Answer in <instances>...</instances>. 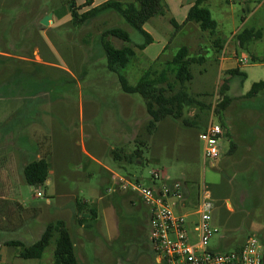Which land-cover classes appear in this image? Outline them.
Returning <instances> with one entry per match:
<instances>
[{"label": "rangeland", "instance_id": "1", "mask_svg": "<svg viewBox=\"0 0 264 264\" xmlns=\"http://www.w3.org/2000/svg\"><path fill=\"white\" fill-rule=\"evenodd\" d=\"M76 5L80 7L81 1ZM255 6L253 2L244 4L240 0H211L209 10L218 23L219 37L231 39L234 31L253 26V20L241 24L242 18L248 17ZM85 10L81 8L80 12ZM48 14H53L55 22L58 18L64 22L54 27L43 26L41 19ZM169 14L172 15L170 10ZM70 18L67 0H0V49L10 46L37 48L45 58L50 45L56 50L55 64L60 66L49 68L32 64L27 73L18 72L10 82L0 86V96L49 99L48 105L36 104L33 113L48 112L49 119L39 122L49 125V136L55 142L52 157L56 174H50L49 184L32 187L20 183L17 186L19 202L27 210L37 212L35 234L49 222L61 220L77 244L76 253L81 264H156L148 235V206L134 192L109 191L113 182L109 181L105 168L144 184L149 183L150 171H164L168 178L184 182L194 200L201 182L208 184L215 194L212 195L213 225L217 229L209 241L210 248H217L220 236L230 233L233 240L226 248L231 250L250 234L252 223L264 224V173L257 172L252 162H264V153L259 155L250 139L255 131L254 124H262L264 120V90L254 97H245L252 83L264 79V64L252 65L250 60L242 69L246 74L243 80L241 76L229 78L226 71L218 70V59L207 33L189 24L174 34L161 60L170 58L180 45L188 46L191 55L206 57L202 64L191 66L193 78L186 84L195 102L184 108L179 119L165 118L148 131L146 125L150 117L145 108L146 100L138 94L122 92L118 76L107 69L98 43L99 35L111 27L127 30L133 42H142V36L114 12H106L76 27ZM254 19L259 23L255 26L262 28L263 37L239 50L247 57L252 50L264 54V10ZM109 40L116 48L126 45L111 36ZM146 62L138 69L136 58L119 73L133 85L146 66L153 63L150 59ZM20 66L18 60H12L16 70H20ZM62 66L71 75L63 72ZM227 78L230 83L226 94L232 99L222 117L230 136L222 137L220 158L223 161L219 169H213L203 163V143L198 136L210 121L212 105L215 108L211 120L219 123L220 115L216 114L221 100L219 90ZM200 103L210 105V109L201 108ZM124 125H129V130L122 136ZM136 148L143 151L142 164L139 161L129 163L127 159ZM114 152L121 156L120 160L114 159ZM0 188L4 189L5 185ZM37 192L41 196L38 197ZM76 198L87 201L97 210V219L91 224L86 218V228L77 223ZM228 208L232 212L226 226L221 227L219 214L221 209ZM193 209L194 206L188 205V211ZM2 236L14 235L5 233ZM3 242L0 237V255H18L16 247H8ZM53 248L51 244L50 253L46 251L44 257L49 253V258ZM262 251L264 254V242ZM21 261L23 264L36 263L34 260Z\"/></svg>", "mask_w": 264, "mask_h": 264}, {"label": "crops", "instance_id": "2", "mask_svg": "<svg viewBox=\"0 0 264 264\" xmlns=\"http://www.w3.org/2000/svg\"><path fill=\"white\" fill-rule=\"evenodd\" d=\"M83 4L85 0H76V3L79 2ZM108 0H91V4L86 9L98 6ZM124 2V0H118ZM167 4L169 10L172 13V17L175 22L179 25L184 23L187 12L189 8L193 5L195 0H164ZM244 4L253 2L256 6L252 11L248 12V17L242 18V24L245 25L249 21L253 20V26L248 28L262 29L255 26L257 23L254 19L256 14L264 10V0H240ZM211 0H205L206 6L209 8ZM64 19L58 18L56 22L54 21V16L52 14V22L47 27H54L57 24H60ZM71 20V18H70ZM257 23L256 25H258ZM189 24H186L182 29H184ZM218 28V23H217ZM143 29L147 32L151 37L152 41L147 44L142 50L137 48H133L135 51V59L137 58V68L140 66L146 65V60H151L152 62L161 55V53L166 49L167 46L171 44V35L173 33V26L170 24L169 20L162 15H157L152 18L149 22L143 25ZM242 30V28L240 29ZM238 30V32L240 31ZM236 31L233 32V36L231 39H223V48L220 54L217 56L218 59V70L227 71L231 69H238L240 72H243L242 69L245 65L250 61V57L243 52L239 51L241 48L238 47L237 41L235 39ZM219 37V35H218ZM263 37V36H262ZM222 39V38H221ZM235 39V41H233ZM170 41V43H169ZM254 42L250 43L248 46H251ZM155 47L154 50H150V48ZM48 52L45 55V58L40 56L39 49L34 48L29 50L27 48H19L15 47H7L0 49V86L1 84H7L11 81V79L17 76V73H27V70L32 68V64H38L49 68H55L57 66L55 64V56L56 50L50 45L47 48ZM141 51L143 54L138 53ZM254 55L260 59L264 60V54L262 52H258L257 50H252L250 56ZM34 56V58H31ZM12 60H18L21 64L20 70H16L12 67ZM134 60V59H133ZM243 61H246L244 63ZM264 64V62H256L252 65L256 64ZM150 65V64H149ZM148 65L146 66V68ZM145 68V69H146ZM62 71L65 73L71 72L66 70L64 66L61 67ZM144 69V70H145ZM143 70V71H144ZM244 73V72H243ZM49 104V99L44 97L37 96H21V97H10V96H0V104L5 106L2 108L0 106V186L5 185V188L1 190L0 188V237L1 240H4V245L11 247L6 244L9 241H21L25 245L32 244L35 242L43 232L39 230L35 234L34 229V220L35 215L32 211L27 210V208L21 204L18 200L17 186L20 183H25L23 177V168L30 162L45 159L48 163V177L45 183H51L49 178L50 174H56V165L54 163V158L52 157V151L54 146V139L50 137V127L47 123H40L39 121L48 120V112L45 114L42 113H33L36 104ZM39 109V107H38ZM44 109V108H42ZM260 117V116H259ZM259 121V118L258 120ZM255 125V131L251 139V144L254 146L256 152L264 153V120L262 124ZM227 126V125H226ZM228 127V126H227ZM122 136L124 134H128L129 125H124L122 127ZM229 129L226 130L224 136L229 135ZM235 140V139H234ZM233 142V141H232ZM234 143V142H233ZM235 145V143H234ZM251 145V146H252ZM249 151V149H248ZM85 153H87L84 150ZM222 155L223 152H221ZM244 159V158H243ZM246 160V158L244 159ZM253 160V159H252ZM222 158L219 157V161L216 162V166L213 169H219L220 162H222ZM254 169L258 172L263 171L264 173V162H260L253 160ZM109 181H112L113 173H116L112 170L105 168ZM256 172V173H257ZM111 174V175H110ZM261 175L259 178L261 179ZM260 179H256L259 181ZM188 193V200L185 203V206L182 207L179 205L176 209L179 213H190L188 211V205L195 206L196 200H194L193 194L186 188ZM38 193V192H37ZM213 196L215 195L212 192ZM77 199V198H76ZM227 201V200H225ZM192 202V203H191ZM232 212L231 208L226 210L221 209V213L219 214L218 224L221 227H225L228 219L230 217V213ZM30 213V214H28ZM37 216V215H36ZM214 218V216H213ZM197 220L196 216L190 215L188 218V231L190 234V239L192 242L196 241V237L192 231V223ZM81 228L85 227L84 225H79ZM250 234L246 235L244 240L234 246L231 250H227V246H229L232 242V235L230 233L228 235H222L219 239V245L217 248H210L207 246V250L212 253L216 252H226L240 249L244 243L246 238L253 234L256 235L260 241L264 242V224L263 223H252L250 225ZM231 232V230H229ZM11 233L14 236L9 238H3V234ZM73 240V239H72ZM31 241V242H28ZM74 242V250L75 255L77 257L78 263L79 258L76 253L77 244ZM98 244V243H96ZM1 247V244H0ZM13 247V246H12ZM17 248V247H16ZM52 248V247H51ZM18 249V248H17ZM19 251V249H18ZM49 252V250H46ZM45 251V252H46ZM50 253V252H49ZM46 257L44 255L40 259H23L19 257V255H0V263L1 264H23L21 260H34L36 263L34 264H51L52 263V254L51 256L48 254ZM45 254V253H44ZM47 258V260H46Z\"/></svg>", "mask_w": 264, "mask_h": 264}, {"label": "trees", "instance_id": "3", "mask_svg": "<svg viewBox=\"0 0 264 264\" xmlns=\"http://www.w3.org/2000/svg\"><path fill=\"white\" fill-rule=\"evenodd\" d=\"M90 4L91 0H85L80 7H77L76 0H67L73 26H82L101 14L114 12L122 18L124 23L143 38L142 42H133L127 30L120 27H111L99 35L98 43L106 59L107 69L118 76L122 92L126 94H138L146 100L145 108L150 117L146 130H153L165 118L179 119L183 114L184 108L191 106L195 102L186 86L193 78L191 66L193 64H202L206 60L205 56L191 55L188 46L180 45L170 58L162 61L161 57L165 55V52L170 47L167 46L161 55L142 72L135 84H129L125 76L119 72L135 59L136 55L133 48L142 50L152 41V37L144 31L143 25L157 15L165 16L173 26L174 30L171 39L186 24L196 25L200 32L207 33L216 56H218L223 48L224 41L218 37L217 22L213 19L209 8L205 4V0H195L187 12L184 23L181 25L177 24L172 15L169 14L168 6L164 0H133L131 2L108 0L98 6L80 12L81 8L89 7ZM109 36L123 41L126 45L116 48L110 42ZM262 36L261 29L243 28L236 33L235 39L238 47L244 49L250 43L261 40ZM132 43L134 44L133 46L130 45ZM250 60L252 63L264 62L263 59L254 55L250 56ZM160 64L163 67L158 68L156 65ZM225 73L229 78L241 76L243 80L246 77V74L240 72L237 68L227 70ZM229 80L228 78L225 79L220 87L219 95L221 96V100L216 110V114L220 115L219 123L223 127L226 126V123L222 114L232 99L226 94L229 89ZM262 90H264V79L252 83L245 97H254ZM199 105L201 108L206 107L210 109V105L201 103ZM139 143L142 142L140 141ZM142 155L143 151L140 148H136L127 159L129 163H137L139 161L142 164ZM114 159L120 160L121 156L114 152ZM48 170L49 166L45 159L28 163L23 168L25 183L32 187L44 185L48 177ZM75 210V217L79 225L88 226L85 224L86 218L90 224L97 219L96 208L92 207L85 200L77 198L75 200ZM32 212L35 216L37 215V212ZM79 214H83L84 216L81 217ZM6 244L17 247L19 249L18 255L23 259H40L51 244H54L51 264H79L75 255L74 242L65 223L61 220L49 222L40 237L32 244L25 245L21 241H9Z\"/></svg>", "mask_w": 264, "mask_h": 264}, {"label": "built area", "instance_id": "4", "mask_svg": "<svg viewBox=\"0 0 264 264\" xmlns=\"http://www.w3.org/2000/svg\"><path fill=\"white\" fill-rule=\"evenodd\" d=\"M214 108L212 105L210 121L198 136L203 143V163L211 168L219 161L220 141L226 132L220 123L211 120ZM112 181L109 191L134 192L148 206V235L156 264H264L262 243L253 234L238 250L212 253L206 249L217 229L213 225V196L204 181L198 186L196 203L190 213L176 211L188 200L184 182L168 178L164 171H150L148 184L118 173H113ZM36 195L39 197L41 193ZM190 215L197 217L192 223L195 242L188 231Z\"/></svg>", "mask_w": 264, "mask_h": 264}, {"label": "water", "instance_id": "5", "mask_svg": "<svg viewBox=\"0 0 264 264\" xmlns=\"http://www.w3.org/2000/svg\"><path fill=\"white\" fill-rule=\"evenodd\" d=\"M52 22V14H48L41 19L43 26H48Z\"/></svg>", "mask_w": 264, "mask_h": 264}]
</instances>
